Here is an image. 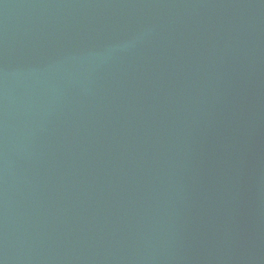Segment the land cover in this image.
Listing matches in <instances>:
<instances>
[{
	"label": "water",
	"instance_id": "water-1",
	"mask_svg": "<svg viewBox=\"0 0 264 264\" xmlns=\"http://www.w3.org/2000/svg\"><path fill=\"white\" fill-rule=\"evenodd\" d=\"M0 264H264V0H0Z\"/></svg>",
	"mask_w": 264,
	"mask_h": 264
}]
</instances>
